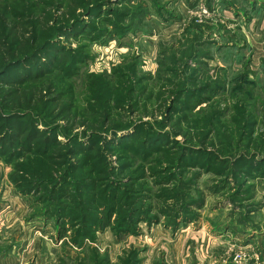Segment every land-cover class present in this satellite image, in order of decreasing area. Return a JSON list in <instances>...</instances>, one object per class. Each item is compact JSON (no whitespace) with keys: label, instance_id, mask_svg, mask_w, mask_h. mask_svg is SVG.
Masks as SVG:
<instances>
[{"label":"trees","instance_id":"16d2710c","mask_svg":"<svg viewBox=\"0 0 264 264\" xmlns=\"http://www.w3.org/2000/svg\"><path fill=\"white\" fill-rule=\"evenodd\" d=\"M122 1L0 5V160L58 237L86 251L73 264H108L92 248L107 229L117 242L141 225L176 231L200 219L206 196L222 192L244 210L240 226L248 224L258 207L252 182H264V106L259 117L239 101L228 116L209 106L191 117L194 105L209 102V85L184 62L155 91L133 63L116 68L113 81L93 74L78 111L71 80L90 43L110 29L128 31ZM208 175L215 182L204 190ZM115 264H140L138 251L123 249Z\"/></svg>","mask_w":264,"mask_h":264},{"label":"rangeland","instance_id":"374dc122","mask_svg":"<svg viewBox=\"0 0 264 264\" xmlns=\"http://www.w3.org/2000/svg\"><path fill=\"white\" fill-rule=\"evenodd\" d=\"M11 2L0 0V5ZM121 6L128 13V31L121 36L110 29L90 43L89 59L71 80L78 111L85 112L93 74L113 81L116 68L133 63L155 91L173 77L167 69L184 62L197 70L199 82L209 85V102L194 105L191 117L209 106L228 116L237 101L259 117L264 106V0H123ZM11 171L0 160V264H73L85 257L86 251L58 237L53 220L40 214L32 197L12 188ZM214 182L204 176L200 186L206 190ZM252 183L258 207L248 224L240 226L244 210L232 209L222 192L206 196L200 219L176 231L141 225L138 236L117 242L107 229L92 248L108 264H115L128 247L138 251L140 264H264V182Z\"/></svg>","mask_w":264,"mask_h":264}]
</instances>
